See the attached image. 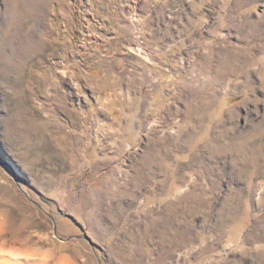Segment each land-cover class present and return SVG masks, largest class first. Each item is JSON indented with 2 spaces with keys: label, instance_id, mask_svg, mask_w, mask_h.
I'll list each match as a JSON object with an SVG mask.
<instances>
[{
  "label": "rangeland",
  "instance_id": "1",
  "mask_svg": "<svg viewBox=\"0 0 264 264\" xmlns=\"http://www.w3.org/2000/svg\"><path fill=\"white\" fill-rule=\"evenodd\" d=\"M23 252L264 264V0H0V261Z\"/></svg>",
  "mask_w": 264,
  "mask_h": 264
},
{
  "label": "bare ground",
  "instance_id": "2",
  "mask_svg": "<svg viewBox=\"0 0 264 264\" xmlns=\"http://www.w3.org/2000/svg\"><path fill=\"white\" fill-rule=\"evenodd\" d=\"M14 262H9V261H5L6 263H10V264H32V259H31V253L29 252H23V253H18V254H14ZM19 258V259H18ZM0 264H6L3 263L2 261H0ZM62 263H67V261L65 260H59L57 262V264H62Z\"/></svg>",
  "mask_w": 264,
  "mask_h": 264
},
{
  "label": "crops",
  "instance_id": "3",
  "mask_svg": "<svg viewBox=\"0 0 264 264\" xmlns=\"http://www.w3.org/2000/svg\"><path fill=\"white\" fill-rule=\"evenodd\" d=\"M30 253H31V252H30ZM42 259L44 260V262H46L47 259H48V254L45 253L44 251H42ZM59 260H65V261H67L66 264H71V262L68 261V258H67V257H60V258H58V260H57L56 262H58ZM47 262H48V261H47ZM62 264H65V263H62Z\"/></svg>",
  "mask_w": 264,
  "mask_h": 264
},
{
  "label": "water",
  "instance_id": "4",
  "mask_svg": "<svg viewBox=\"0 0 264 264\" xmlns=\"http://www.w3.org/2000/svg\"><path fill=\"white\" fill-rule=\"evenodd\" d=\"M7 164H8L9 166H11V168H13L12 165H11L9 162H8ZM12 170H13V169H12Z\"/></svg>",
  "mask_w": 264,
  "mask_h": 264
}]
</instances>
